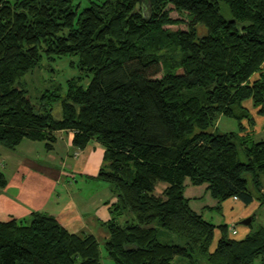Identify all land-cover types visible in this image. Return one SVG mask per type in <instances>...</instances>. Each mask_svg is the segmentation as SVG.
I'll return each mask as SVG.
<instances>
[{
  "label": "trees",
  "instance_id": "16d2710c",
  "mask_svg": "<svg viewBox=\"0 0 264 264\" xmlns=\"http://www.w3.org/2000/svg\"><path fill=\"white\" fill-rule=\"evenodd\" d=\"M73 1L0 0V144L31 139L51 150L71 130L80 149L104 146L89 177L116 197L102 222L113 264L264 263L254 215L235 238L184 194L206 185L217 208L229 199L264 205V139L248 132L253 109L264 118V0H91L82 10ZM61 56H77L80 75L61 92L30 96L22 78ZM222 116L237 131L219 132ZM162 231L185 244L161 242ZM101 250L95 235L72 233L53 215L0 220V264H103Z\"/></svg>",
  "mask_w": 264,
  "mask_h": 264
},
{
  "label": "crops",
  "instance_id": "0c3cea01",
  "mask_svg": "<svg viewBox=\"0 0 264 264\" xmlns=\"http://www.w3.org/2000/svg\"><path fill=\"white\" fill-rule=\"evenodd\" d=\"M73 136L71 130L60 131L51 150L47 149L46 142L31 139H24L15 149L0 144V172L7 179V184L0 187V220L29 221L35 212H41L58 217L72 233L92 234L100 242L110 237L102 222L110 218L109 207L116 197L107 182L89 177L98 174L104 162L105 148L99 141L91 140L86 148L80 149L73 144ZM190 199L191 206L203 215L204 208H217L216 201L198 208L193 206V198ZM251 205L254 210L248 214L255 216L254 221L257 220L254 211L264 206L254 201L232 213L228 223L232 237L241 235L239 238H243L251 231L250 224L243 225L241 230L234 224ZM233 227L238 231L236 234L232 232ZM220 236L221 232L217 230V239Z\"/></svg>",
  "mask_w": 264,
  "mask_h": 264
},
{
  "label": "rangeland",
  "instance_id": "374dc122",
  "mask_svg": "<svg viewBox=\"0 0 264 264\" xmlns=\"http://www.w3.org/2000/svg\"><path fill=\"white\" fill-rule=\"evenodd\" d=\"M73 3L78 9L82 10L83 8L91 4V0H74ZM177 51L174 52V56L179 57V51ZM171 54L172 53H170V55ZM170 55L168 56L171 58ZM77 62V56H61L55 57L54 59L45 58L40 67H37L33 72L27 74L22 78V82L25 88L29 91L30 96L32 97H39L45 92H61L67 87L66 83L68 79L72 77H78L80 75V70L77 67ZM83 82L85 84L87 80H84ZM253 112L257 123L252 124V126L248 128V132L255 140H262L264 139V118L259 117L260 115H257L255 109H253ZM53 113L56 118H62V107L60 103L55 105ZM217 128L219 132L237 131L238 122L234 118L222 116L217 124ZM260 179L264 187V174L261 175ZM163 190V183L159 184L157 187V193L161 194ZM184 194L189 198H193V206L198 208H200L201 206H205V204L211 205L216 201L211 196L210 192L206 189V185L195 186L189 184L188 186H186ZM243 205L244 204L242 201L234 202L229 199L224 202V204L221 205V208L219 209H217L216 207H213L211 209L204 208V216L207 220L216 224L230 223L232 219H230L229 217L232 215V213L235 214L240 209V206ZM253 208L254 205L245 208V210L241 213L242 217H240L237 222H234L235 227L238 228V230H241L243 228L244 224H242L241 221L251 216L248 214V212ZM254 214H256L257 220L253 222V226L255 227L259 224L264 225V206L254 211ZM240 236L241 235H235L234 237L239 238ZM159 240L164 243L185 244V238L165 231H162L160 233ZM101 249L103 256L102 263L113 264L111 258L107 256V253L105 251L104 241L101 242ZM173 264H190V259L176 256ZM254 264L264 263L261 261V259H258Z\"/></svg>",
  "mask_w": 264,
  "mask_h": 264
},
{
  "label": "water",
  "instance_id": "95a60500",
  "mask_svg": "<svg viewBox=\"0 0 264 264\" xmlns=\"http://www.w3.org/2000/svg\"><path fill=\"white\" fill-rule=\"evenodd\" d=\"M252 222V216H249L248 218L241 221L242 224L248 225Z\"/></svg>",
  "mask_w": 264,
  "mask_h": 264
},
{
  "label": "built area",
  "instance_id": "2783aa9c",
  "mask_svg": "<svg viewBox=\"0 0 264 264\" xmlns=\"http://www.w3.org/2000/svg\"><path fill=\"white\" fill-rule=\"evenodd\" d=\"M233 234H236L238 231L235 227H233V230H232Z\"/></svg>",
  "mask_w": 264,
  "mask_h": 264
}]
</instances>
